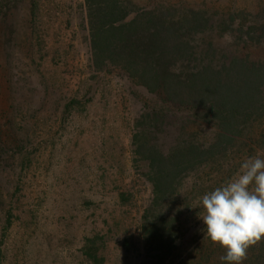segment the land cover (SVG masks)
<instances>
[{
    "label": "rangeland",
    "instance_id": "1",
    "mask_svg": "<svg viewBox=\"0 0 264 264\" xmlns=\"http://www.w3.org/2000/svg\"><path fill=\"white\" fill-rule=\"evenodd\" d=\"M172 1L223 11L254 2ZM81 3L0 0V264H93L88 239L102 264L143 258L152 187L131 141L156 99L94 70Z\"/></svg>",
    "mask_w": 264,
    "mask_h": 264
},
{
    "label": "trees",
    "instance_id": "2",
    "mask_svg": "<svg viewBox=\"0 0 264 264\" xmlns=\"http://www.w3.org/2000/svg\"><path fill=\"white\" fill-rule=\"evenodd\" d=\"M81 6L94 70L116 71L156 99L135 120L131 141L133 163L152 187L140 264H227L205 236L200 198L243 159L264 155V0L228 11L172 0ZM98 250L88 239L93 264H102ZM243 264H264V238Z\"/></svg>",
    "mask_w": 264,
    "mask_h": 264
},
{
    "label": "clouds",
    "instance_id": "3",
    "mask_svg": "<svg viewBox=\"0 0 264 264\" xmlns=\"http://www.w3.org/2000/svg\"><path fill=\"white\" fill-rule=\"evenodd\" d=\"M205 236L225 250L220 260L243 264L264 238V155L248 156L221 185L200 198Z\"/></svg>",
    "mask_w": 264,
    "mask_h": 264
}]
</instances>
